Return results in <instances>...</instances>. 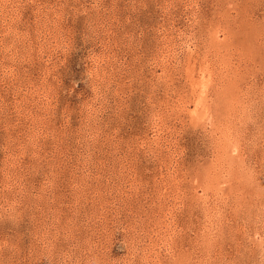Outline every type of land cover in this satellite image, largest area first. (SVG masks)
Listing matches in <instances>:
<instances>
[{"label": "rangeland", "instance_id": "374dc122", "mask_svg": "<svg viewBox=\"0 0 264 264\" xmlns=\"http://www.w3.org/2000/svg\"><path fill=\"white\" fill-rule=\"evenodd\" d=\"M0 264H264V0H0Z\"/></svg>", "mask_w": 264, "mask_h": 264}]
</instances>
